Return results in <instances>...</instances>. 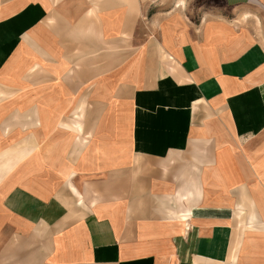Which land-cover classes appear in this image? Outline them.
I'll list each match as a JSON object with an SVG mask.
<instances>
[{
	"label": "crops",
	"instance_id": "0c3cea01",
	"mask_svg": "<svg viewBox=\"0 0 264 264\" xmlns=\"http://www.w3.org/2000/svg\"><path fill=\"white\" fill-rule=\"evenodd\" d=\"M224 1L0 0V264H264V0Z\"/></svg>",
	"mask_w": 264,
	"mask_h": 264
},
{
	"label": "rangeland",
	"instance_id": "374dc122",
	"mask_svg": "<svg viewBox=\"0 0 264 264\" xmlns=\"http://www.w3.org/2000/svg\"><path fill=\"white\" fill-rule=\"evenodd\" d=\"M178 0H152V10L154 11L156 8H161L158 10H167L170 6L177 3ZM183 2L185 11L188 13V17L193 20V22L197 21L201 14L206 11H211L212 14H224L230 15L231 14V6H228L224 0H181ZM157 5V7H154ZM257 7V14L253 13L244 7L245 12L247 15H250V21L248 26L250 29L254 31V35L256 36L257 40L264 44V9Z\"/></svg>",
	"mask_w": 264,
	"mask_h": 264
}]
</instances>
